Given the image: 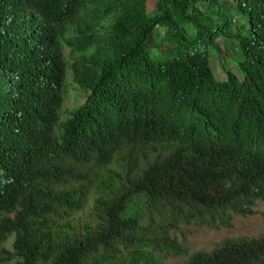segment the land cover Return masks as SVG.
Segmentation results:
<instances>
[{"label":"trees","instance_id":"trees-1","mask_svg":"<svg viewBox=\"0 0 264 264\" xmlns=\"http://www.w3.org/2000/svg\"><path fill=\"white\" fill-rule=\"evenodd\" d=\"M222 36L238 74L218 78ZM257 204L264 0H0V264H164L186 253L177 224L230 227ZM182 264H264V233Z\"/></svg>","mask_w":264,"mask_h":264},{"label":"rangeland","instance_id":"rangeland-1","mask_svg":"<svg viewBox=\"0 0 264 264\" xmlns=\"http://www.w3.org/2000/svg\"><path fill=\"white\" fill-rule=\"evenodd\" d=\"M229 14L235 15V21L233 25L244 24V20L241 19L237 13L232 9L229 10ZM111 20H105L99 27L110 24ZM77 32V28L71 26L66 35H71ZM234 40L226 39L222 36L216 39L215 45L209 47L208 55L211 61L212 73L215 77L222 78L224 76V69L233 71L238 74L235 66V59L239 58L238 51H234ZM219 49V52H218ZM66 53V49L64 50ZM223 59H222V58ZM66 59H69L65 56ZM66 80H69V72L66 73ZM81 96L77 90H70L67 99L63 103L64 108H68L74 104V102H80ZM113 172L117 171L115 164H111L110 167ZM99 179H93L89 190L87 191L86 203L82 210L73 214V220L77 224L84 222L90 217L92 201L96 194L102 190L99 187ZM264 233V207L257 204L255 212L250 215L240 216L233 215L230 219V227L217 226L215 228L208 226H200L193 222L179 223L173 231V236L176 241L182 243V247L186 249L185 254H170L163 259L164 264H182L186 256L196 250H210L217 246L224 238L238 237V236H257ZM11 237L2 244L7 250H10Z\"/></svg>","mask_w":264,"mask_h":264}]
</instances>
